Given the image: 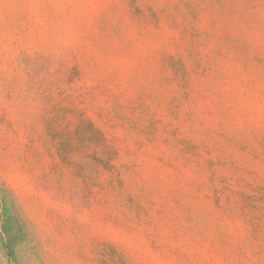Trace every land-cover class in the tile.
Here are the masks:
<instances>
[{"label": "rangeland", "instance_id": "rangeland-1", "mask_svg": "<svg viewBox=\"0 0 264 264\" xmlns=\"http://www.w3.org/2000/svg\"><path fill=\"white\" fill-rule=\"evenodd\" d=\"M4 211L0 264H264V0H0Z\"/></svg>", "mask_w": 264, "mask_h": 264}, {"label": "trees", "instance_id": "trees-1", "mask_svg": "<svg viewBox=\"0 0 264 264\" xmlns=\"http://www.w3.org/2000/svg\"><path fill=\"white\" fill-rule=\"evenodd\" d=\"M6 208L3 206L2 210ZM3 216L2 220V229L0 232V243L4 247L5 251L7 252L9 257L15 256V248L13 247V237H14V229H13V221L8 215Z\"/></svg>", "mask_w": 264, "mask_h": 264}]
</instances>
